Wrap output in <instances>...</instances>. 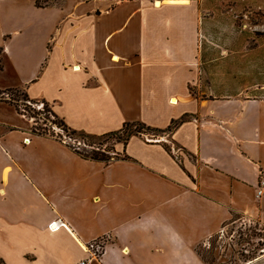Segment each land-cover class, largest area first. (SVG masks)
Wrapping results in <instances>:
<instances>
[{"label":"crops","instance_id":"0c3cea01","mask_svg":"<svg viewBox=\"0 0 264 264\" xmlns=\"http://www.w3.org/2000/svg\"><path fill=\"white\" fill-rule=\"evenodd\" d=\"M159 1L0 0V89L23 88L92 134L184 117L157 138L117 142L129 158L104 162L31 132L9 108L0 264H205L196 246L227 221L264 225V98L204 92L196 6ZM54 220L64 225L48 228ZM100 239L94 256L86 246Z\"/></svg>","mask_w":264,"mask_h":264},{"label":"rangeland","instance_id":"374dc122","mask_svg":"<svg viewBox=\"0 0 264 264\" xmlns=\"http://www.w3.org/2000/svg\"><path fill=\"white\" fill-rule=\"evenodd\" d=\"M189 2L196 6L201 89L264 98V0ZM189 88L195 93L199 90L196 86ZM24 94L19 87L0 89V117L14 120L12 111L17 112L21 114L16 115L18 123L31 132L55 136L83 153H91L96 144L65 131L51 115L49 104ZM141 135L158 137L151 133ZM113 138L101 147L110 148ZM101 242L96 240L86 247L97 256ZM196 251L205 264H264V225L248 218H233L218 233L198 244Z\"/></svg>","mask_w":264,"mask_h":264},{"label":"trees","instance_id":"16d2710c","mask_svg":"<svg viewBox=\"0 0 264 264\" xmlns=\"http://www.w3.org/2000/svg\"><path fill=\"white\" fill-rule=\"evenodd\" d=\"M36 3H37V1H36ZM24 95L26 97H28L26 95V93ZM42 103L44 105L48 104V102H46L44 100H42ZM49 111H50L51 115L55 119L58 120V122L64 128L65 131H68L71 134L78 135L82 138H86L92 144H96V146H95L96 148L94 147L93 150H91V153L87 154V153L81 152L78 149V147L72 146V145L67 143V145L75 153H77L78 155H80L81 157H84V158H89L92 160L104 161V162H109L110 160H114V159H128L129 158V156L124 151H123V153H119L115 150L114 146L117 142H122L123 144H125L131 135H140L142 133H151L153 135H162L165 132H171L184 119V117H181L179 119H172L170 121V123L165 128L153 127V126L145 124L142 121H126L123 123L122 127H120L117 130H112V131H108V132L101 133V134H92V133H87V132H84L82 130H76V129L69 127L68 125H66V123L60 117H58L52 111L50 106H49ZM33 133L43 134V133H38V132H33ZM112 136H115V137L113 138ZM112 138H113L114 142L112 143L110 148L107 149L106 146L104 148L101 147L105 142H107L109 139H112ZM92 146H94V145H92ZM164 147L168 152H170V148L167 144H164ZM109 153H111V154H109Z\"/></svg>","mask_w":264,"mask_h":264},{"label":"built area","instance_id":"2783aa9c","mask_svg":"<svg viewBox=\"0 0 264 264\" xmlns=\"http://www.w3.org/2000/svg\"><path fill=\"white\" fill-rule=\"evenodd\" d=\"M26 139L27 138L24 139V142L26 141ZM260 176L261 177L258 184L257 194H260L264 190V175L262 174ZM61 225H64L63 222H60L59 220H54L48 224V228L55 230ZM85 262H86L85 260H81L78 264H85Z\"/></svg>","mask_w":264,"mask_h":264},{"label":"bare ground","instance_id":"6f19581e","mask_svg":"<svg viewBox=\"0 0 264 264\" xmlns=\"http://www.w3.org/2000/svg\"><path fill=\"white\" fill-rule=\"evenodd\" d=\"M164 1V0H163ZM184 1V0H183ZM186 1H188V0H186ZM185 1V2H186ZM176 3V2H175ZM161 4V2L159 1V0H154V5L155 6H159ZM170 102H172V103H175L176 102V99L175 98H171L170 99Z\"/></svg>","mask_w":264,"mask_h":264}]
</instances>
